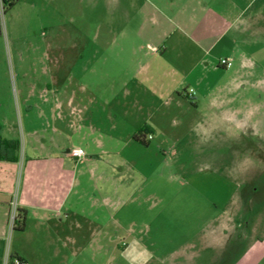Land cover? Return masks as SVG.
I'll list each match as a JSON object with an SVG mask.
<instances>
[{
    "label": "crops",
    "instance_id": "crops-1",
    "mask_svg": "<svg viewBox=\"0 0 264 264\" xmlns=\"http://www.w3.org/2000/svg\"><path fill=\"white\" fill-rule=\"evenodd\" d=\"M58 1L66 19L68 0ZM72 4L74 41L66 28L52 34L39 46V62L25 65L17 31L1 28L0 138L20 147L17 162H0V245L16 194L21 238L62 244L76 256L84 243H107L113 252L117 216L130 204L157 212L155 222L178 211V195L196 196L189 187L172 191L174 174L157 171L168 162L159 155L126 150L162 149L171 139L165 123L174 125L183 109L198 113L195 127L204 132L243 130L248 123L227 105L239 68L250 66L264 36V0H91L86 11L84 0ZM9 40L13 78L4 57ZM143 128L144 144L134 138ZM75 147L85 156L74 157ZM224 213L237 215L238 200L208 216L219 237L229 228ZM13 254L29 264L19 248Z\"/></svg>",
    "mask_w": 264,
    "mask_h": 264
},
{
    "label": "rangeland",
    "instance_id": "rangeland-1",
    "mask_svg": "<svg viewBox=\"0 0 264 264\" xmlns=\"http://www.w3.org/2000/svg\"><path fill=\"white\" fill-rule=\"evenodd\" d=\"M90 2L84 0L85 11ZM72 3L74 0H68L69 14L64 19L58 0H17L6 11L0 1V26L2 31H17L16 42L25 65L39 62V46L61 29H67L69 45L74 41ZM258 37L259 48L250 66L239 68V88L233 92L231 105H227L228 109H238L248 123L243 130L204 132L195 127L198 113H186L183 109L175 117L174 125L165 123L171 139L162 149L144 150V146H138L134 151L126 150V154L131 151L132 155L146 151L149 158L159 155L168 162L160 164L157 171L174 174L172 191L189 187L196 196L178 195V211H165L155 222L150 220L157 212L140 211L134 203L130 204L126 212L117 216L120 222L113 252L112 245L107 243H84L82 251L72 256L62 244H29L21 238L20 231L9 228L0 245V264H10L16 248L29 264H264V36ZM1 53L0 40V59ZM4 57L13 78L16 59L11 54L10 40L4 43ZM209 106V102H204L203 107ZM19 141L22 144L23 138ZM151 168L149 165L147 171ZM162 182L167 187L168 183ZM237 200L239 213L222 215L224 219L229 216V228L219 237L212 229L216 222L207 224L206 220L208 216H218Z\"/></svg>",
    "mask_w": 264,
    "mask_h": 264
},
{
    "label": "trees",
    "instance_id": "trees-1",
    "mask_svg": "<svg viewBox=\"0 0 264 264\" xmlns=\"http://www.w3.org/2000/svg\"><path fill=\"white\" fill-rule=\"evenodd\" d=\"M2 4V8L6 11V9L13 7L17 0H0ZM0 33H1V27H0ZM146 132V129L143 128L139 131V135L134 136L135 140L138 142L144 144L143 141V134ZM19 142L17 141H7L0 138V162H17V157L15 156V153L19 150ZM24 228V220L23 216L20 214V211H18L17 220L14 226V230L22 231ZM10 264H14L13 260L16 259L19 264H21L23 261L19 257L11 256L10 257Z\"/></svg>",
    "mask_w": 264,
    "mask_h": 264
},
{
    "label": "built area",
    "instance_id": "built-area-1",
    "mask_svg": "<svg viewBox=\"0 0 264 264\" xmlns=\"http://www.w3.org/2000/svg\"><path fill=\"white\" fill-rule=\"evenodd\" d=\"M219 65L223 67H231L232 63L230 61H227L226 59H221L219 61ZM149 138H151V135H149ZM71 154L74 157H83L85 156V152L81 148H72L71 149ZM18 200H17V195L14 194L12 197L10 203H9V213H8V224L9 228L12 230L15 226L17 216H18ZM10 263V262H9ZM14 264H19V262L14 259L13 260ZM21 264H26L24 261Z\"/></svg>",
    "mask_w": 264,
    "mask_h": 264
}]
</instances>
